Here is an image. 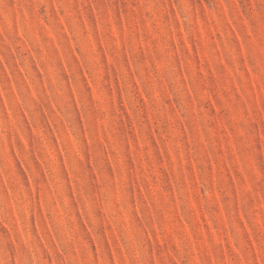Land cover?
Masks as SVG:
<instances>
[{
  "label": "rangeland",
  "instance_id": "obj_1",
  "mask_svg": "<svg viewBox=\"0 0 264 264\" xmlns=\"http://www.w3.org/2000/svg\"><path fill=\"white\" fill-rule=\"evenodd\" d=\"M0 264H264V0H0Z\"/></svg>",
  "mask_w": 264,
  "mask_h": 264
}]
</instances>
